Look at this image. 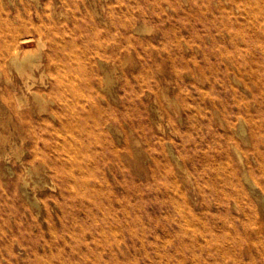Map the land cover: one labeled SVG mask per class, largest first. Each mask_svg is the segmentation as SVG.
Masks as SVG:
<instances>
[{"label":"rangeland","instance_id":"obj_1","mask_svg":"<svg viewBox=\"0 0 264 264\" xmlns=\"http://www.w3.org/2000/svg\"><path fill=\"white\" fill-rule=\"evenodd\" d=\"M0 264H264V0H0Z\"/></svg>","mask_w":264,"mask_h":264},{"label":"bare ground","instance_id":"obj_2","mask_svg":"<svg viewBox=\"0 0 264 264\" xmlns=\"http://www.w3.org/2000/svg\"><path fill=\"white\" fill-rule=\"evenodd\" d=\"M39 44H40V42H39ZM40 45H43V44L41 43ZM39 47H41V46H39ZM39 47H37V48H39ZM42 48H43V47H42ZM34 51H35L34 49H27V48H26L25 53H24V55H23V56H24V61H26V60H28V59L30 60V56L34 55ZM36 53H37V52H36ZM18 55H19V53H18V51H17V53H16V57H15L16 59L19 58V57H17ZM38 55H40V54H38ZM37 58H39V57L37 56ZM22 60H23V59H22ZM21 62H23V61H21ZM35 62H36V61H35ZM35 62H34V64H35ZM28 63H31V62L28 61ZM20 64H21V63H20ZM20 64H19V65H20ZM32 64H33V63H31V65H32ZM34 64H33V65H34ZM22 65H23V64H22ZM33 65H32V66H33ZM21 67H22V66H21ZM35 67H36V65H35ZM37 68H38V67H37ZM26 71H27V69H26ZM31 72H32V71H31ZM32 74H33V73H32ZM32 74H31V76H32ZM28 75H29V74H28ZM31 78H32V77H31ZM34 79H35V78H34ZM34 79H33V80H34ZM27 82H28V79H27ZM31 85H33V84H31ZM31 87H32V86H31ZM31 87H30V88H31ZM35 94H36V93H35ZM37 95H38V94H37ZM38 98H39V96H38ZM39 99H41V98H39ZM18 101H20V100H18ZM40 101H41V100H40ZM20 102H21V101H20ZM23 102H24V101H23ZM23 102H22V103H23ZM26 102H27V101H26ZM42 103H43V102H42ZM61 148H62V147H61ZM30 173H31V172H30ZM247 173H248V172H247ZM254 186H255V185H254ZM253 189H254V188H253ZM257 196H258V195H257ZM262 197H263V196H262ZM191 233H192V232H191Z\"/></svg>","mask_w":264,"mask_h":264}]
</instances>
